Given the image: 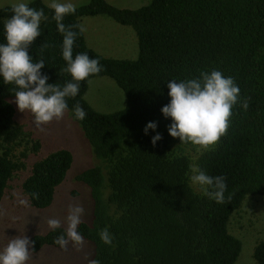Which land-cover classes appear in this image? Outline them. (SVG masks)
<instances>
[{"label":"trees","instance_id":"trees-1","mask_svg":"<svg viewBox=\"0 0 264 264\" xmlns=\"http://www.w3.org/2000/svg\"><path fill=\"white\" fill-rule=\"evenodd\" d=\"M28 4L43 9L47 17L29 54L34 63L43 58L41 72L49 77V84L63 87L71 76L60 71L67 65L54 12L42 0ZM11 15V6L0 7V44L6 43L4 23ZM96 15L132 26L139 38V56L135 60L104 57L87 44L84 33L77 36L73 48V58L87 53L99 59L103 70L93 77L113 78L128 97L124 109L98 112L85 99V81L78 95L67 100L68 111L103 163L77 176L88 184L94 198L92 221L81 222L77 228L94 245L92 260L99 264H235L242 245L229 231L230 218L248 196L264 195V0H150L138 9L90 0L77 6L63 23L80 24L83 17ZM42 44L52 47L41 53ZM212 70L234 79L240 102L233 108L227 135L215 149L197 151L169 134L172 120L165 118L162 108L171 101L169 81L198 78ZM16 90L0 77V204L29 153L40 150V142L16 119L11 101ZM77 103L86 112L82 121L73 114ZM150 122L157 128L145 134ZM158 133L162 139L153 146ZM72 163L71 152L59 149L33 164L22 185L33 207L52 204ZM193 165L209 176L225 178L224 203L209 199L199 185L190 183ZM105 228L111 244L100 238ZM61 234H66L65 228L34 236L32 250L59 246L54 240ZM254 257L257 264H264V241L256 246Z\"/></svg>","mask_w":264,"mask_h":264},{"label":"clouds","instance_id":"clouds-1","mask_svg":"<svg viewBox=\"0 0 264 264\" xmlns=\"http://www.w3.org/2000/svg\"><path fill=\"white\" fill-rule=\"evenodd\" d=\"M53 10V19L58 31L63 36L62 56L66 67L60 71L68 73L71 81L63 87L58 84H49V77L42 74L45 67L43 58L33 62L29 49L41 35V21L46 20L44 10L30 7L28 3L19 0L11 5L12 15L4 23L6 43L0 44V77L6 85H15V103L23 113H31L34 124L41 132L44 126L53 121H60L68 111L67 100L75 98L82 82L89 85L93 82L91 77L98 75L103 69L99 59L90 58L87 53H79L73 58V48L78 35L86 32L83 24L66 26L63 21L66 16L76 12L71 0H51L47 5ZM78 29V31H76ZM52 47L42 44L39 51ZM171 101L162 108L165 118H171L168 131L174 138L182 143H191L197 151H213L221 138L227 135L231 126L233 108L240 102V89L232 77H225L219 70L201 72L198 78L186 81L168 82ZM248 102L243 107L248 108ZM75 119L84 120L86 112L77 103L73 109ZM157 124L150 122L145 128L155 130ZM162 136L158 133L152 139L153 146ZM190 183L199 185L204 195L218 204L225 202L226 183L223 176L212 177L199 167L190 166ZM33 197L39 199L38 193ZM229 199L231 197L229 196ZM26 204L25 200H20ZM84 208L80 205H70L67 215L66 234L56 237L54 243L61 249L67 250L69 241L79 250L83 245V237L77 228L84 215ZM48 226L55 230L61 227V221L56 218L47 220ZM102 242L111 244L112 237L108 229L99 233ZM34 244L26 236L10 239L6 247L0 250V264H28L31 259L29 245ZM89 264H99L98 260H90Z\"/></svg>","mask_w":264,"mask_h":264},{"label":"rangeland","instance_id":"rangeland-1","mask_svg":"<svg viewBox=\"0 0 264 264\" xmlns=\"http://www.w3.org/2000/svg\"><path fill=\"white\" fill-rule=\"evenodd\" d=\"M31 0H23L29 3ZM47 5L51 0H42ZM120 8L138 9L150 0H107ZM19 0H0V7L11 6ZM77 6L90 0H71ZM86 28L84 32L87 44L104 57L118 60H135L139 56V38L132 26L122 25L106 15L85 16L81 23ZM88 84L85 99L98 112L112 114L124 109L128 97L121 86L111 77H92ZM15 99H11L16 108V119L25 126L35 140L40 142L37 153L30 152L26 165L18 170L8 189L6 190L8 216L13 219H0V245L2 250L10 239L26 236L32 241L34 236H41L52 230L47 220L56 218L61 221V227L67 229V215L70 205H80L84 208L81 222L90 223L94 213V198L87 183L77 179L83 171L103 166L100 158L96 157L92 145L86 138L82 127L73 119L72 113L67 111L60 121H53L44 126L41 132L34 124L31 113H23L18 109ZM59 149H67L73 156V163L66 179L57 188L53 202L47 208L39 209L31 205L23 191V182L31 174L33 164ZM106 178V177H105ZM106 189V188H105ZM108 195L106 189L104 197ZM57 196V197H56ZM25 200L26 204H21ZM5 203V196L0 211ZM13 206V207H12ZM9 207V209H8ZM13 208V209H12ZM21 218L17 220L15 218ZM234 216V218H233ZM16 219V220H14ZM232 222V224H231ZM229 231L236 236L242 245V250L235 264H257L254 257L256 246L264 241V195L248 196L237 213L231 216ZM31 259L28 264H89L95 253L94 245L83 238V245L77 250L69 241L67 250L60 246L45 245L37 252L29 245Z\"/></svg>","mask_w":264,"mask_h":264},{"label":"crops","instance_id":"crops-1","mask_svg":"<svg viewBox=\"0 0 264 264\" xmlns=\"http://www.w3.org/2000/svg\"><path fill=\"white\" fill-rule=\"evenodd\" d=\"M6 193V192H5ZM56 194V193H55ZM4 196H5V203H4V205H3V207H2V210L0 211V219H4V220H6V222H7V224H9V221H8V219L7 218H9V219H13V218H10L9 216H8V211H7V203L9 202V201H7V198H6V195L4 194ZM4 196H3V198H4ZM57 197V196H56ZM3 198H2V200H3ZM1 203H2V201H1ZM1 204H0V208H1ZM13 207V206H12ZM8 209H9V207H8ZM13 209V208H12ZM15 218L17 219V220H19V219H21V218H18L17 216H15ZM16 219H14V220H16ZM10 225V224H9ZM0 238H1V234H0ZM3 245V244H2ZM2 245H0V248L2 247ZM58 247V246H57Z\"/></svg>","mask_w":264,"mask_h":264}]
</instances>
